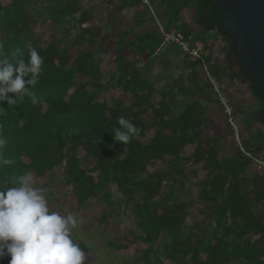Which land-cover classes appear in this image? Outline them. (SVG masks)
Listing matches in <instances>:
<instances>
[{
    "label": "trees",
    "instance_id": "16d2710c",
    "mask_svg": "<svg viewBox=\"0 0 264 264\" xmlns=\"http://www.w3.org/2000/svg\"><path fill=\"white\" fill-rule=\"evenodd\" d=\"M41 1L44 20L57 32L48 41L32 29ZM84 1L0 0L3 55L13 64L21 58L27 61L32 46L44 58L37 82L31 86L38 102L33 104L27 96L17 105L0 102L5 111L0 115V134L6 140L0 153L13 161L0 166V181L14 186L15 178L26 172L38 179L61 170L78 208L97 197L106 204L101 223L116 212L133 224L131 243L107 244L125 251L135 242L143 243L140 260L145 264H264V169L258 170L237 147L229 150L230 128L220 137L205 133L214 114L211 109L220 107L199 62L183 60L179 76L169 78V84L166 74H152L153 62L142 74L125 53L154 59L158 35H137L140 20L126 30L115 19L107 26L93 27L91 8H85ZM127 4L143 6V13L136 9V17L148 9L138 0ZM189 4L195 11L193 27L202 34L220 36L227 43L228 55L239 65L233 39L218 30L212 0H166L162 27L188 34L176 20ZM109 40H113L115 69L102 84L101 66L109 55ZM174 54L177 59L180 52ZM209 68L220 80L219 71ZM239 70V75L229 72L228 76L247 88L254 105L233 107L234 117L245 151L259 159L264 153V132L256 125H264V95ZM148 75L155 80L150 81ZM30 78L29 74L25 80ZM162 81L166 83L157 91ZM109 88L120 89L128 102L100 100ZM121 116L141 129L126 145L112 138ZM81 158L91 160L92 166H81ZM111 189L123 199L112 200ZM9 261L5 256L0 264Z\"/></svg>",
    "mask_w": 264,
    "mask_h": 264
},
{
    "label": "clouds",
    "instance_id": "9594fccd",
    "mask_svg": "<svg viewBox=\"0 0 264 264\" xmlns=\"http://www.w3.org/2000/svg\"><path fill=\"white\" fill-rule=\"evenodd\" d=\"M0 45V102L17 105L27 96L33 104L38 98L31 86L35 85L42 70L44 58L36 48L29 46L28 59L15 64L3 55ZM30 74V79L25 77ZM15 94V99L7 94ZM0 107V115L4 114ZM113 140L126 145L141 129L130 120L119 117ZM6 140L0 134V149ZM13 161L0 153V166ZM0 181V259L10 257L9 264H84L86 256L74 240L73 229L78 220L69 213L61 215L51 209L45 193L47 189L36 185L31 172L15 178L14 186Z\"/></svg>",
    "mask_w": 264,
    "mask_h": 264
},
{
    "label": "rangeland",
    "instance_id": "374dc122",
    "mask_svg": "<svg viewBox=\"0 0 264 264\" xmlns=\"http://www.w3.org/2000/svg\"><path fill=\"white\" fill-rule=\"evenodd\" d=\"M43 4L44 1H41V3L36 6L38 7L39 14L36 15V19L32 21V29L36 34L42 35V38L48 41L49 36H56L57 32L51 31L52 29L49 22L44 20L46 13L42 11L44 8ZM99 9V13H102L103 7H101V5ZM91 17V24L93 27L96 25H103V17L98 14L95 16L92 15ZM130 22L131 14L129 12V14H124L121 17L120 25L118 26L121 29L126 30L129 29ZM107 48L109 55L104 58V62L101 66V68L104 70V73L100 77L102 84H105L106 80L109 78V74H112L115 69V66L111 60V56L113 55V40H109ZM125 55L128 59H130V61H134L136 63V57H133V51H129L125 53ZM139 58L142 60L143 56H139ZM185 59L187 58L180 53L179 56H177L176 62L170 65L171 68L165 75V80L166 82L168 81V84L169 78L175 79L179 76L180 63ZM235 64L236 63L234 62V65ZM174 65H176L175 68L173 67ZM145 66L146 64H144L142 69L136 66V69L139 72H142V74H145ZM236 74L239 75L240 70H238ZM146 77L150 81L155 80L150 75ZM166 82L162 81L161 83H158L155 89L157 91L163 89ZM220 82L222 91L226 93L232 107H234L235 110L253 107L254 102L249 97L247 88L245 86L240 85L239 83L228 84V82L224 80H220ZM112 98L122 100L124 103H127L129 99L128 95L124 94L120 89L109 88L107 91H103L101 93L100 100L108 101ZM155 98L158 99L157 96H155ZM211 110L214 114H212L210 119V127L208 130H205V133L207 135H213L217 137L226 135L229 126L226 123L222 111L217 107H213ZM235 115L238 118L236 113ZM235 124L239 129L238 121L235 120ZM256 127L259 128L260 131L264 132V125H256ZM245 137L246 136L243 133L242 138ZM227 141L229 150H233L238 146L237 143L230 138H228ZM191 150L192 148H189L188 152H191ZM79 155H82V153L79 152ZM259 160L264 161V153L259 156ZM81 166L89 169L92 166V161H85L81 158ZM257 167L258 170H263V168H260L259 165H257ZM62 177L63 175L61 170L55 169L51 174H46L43 178H33L37 186L47 189L45 195L48 198L49 205L52 210L58 211L61 215H67L71 213L76 216L78 224L77 227L72 231L74 240L79 243L80 247L85 252L86 259L84 264H145V262L140 260L142 251L145 248L143 243L135 242L134 244L128 246L125 251L112 249L107 244L112 243L115 245L119 244L125 246L127 243H131L133 238L130 236V231L134 229L133 224L123 220V218L118 217L115 214L116 212H114L113 216L108 217L104 223H101V217L105 214L106 204L102 201V199L97 197L89 199L82 208H78L76 200L72 196L69 188L63 183ZM110 192L112 200L121 201L123 199V196L115 192L113 189H111ZM163 264H167V262H164Z\"/></svg>",
    "mask_w": 264,
    "mask_h": 264
},
{
    "label": "crops",
    "instance_id": "0c3cea01",
    "mask_svg": "<svg viewBox=\"0 0 264 264\" xmlns=\"http://www.w3.org/2000/svg\"><path fill=\"white\" fill-rule=\"evenodd\" d=\"M149 1L151 3L150 7L154 13L156 20L160 23V25L163 26V24L166 23L162 21L163 19L162 15L166 11V0H149ZM128 2L129 0H85L82 4L85 8H91L90 24L92 20L91 16L92 15L95 16L96 14H98L101 17H103L104 20H102V22L104 26H107L108 22H110L113 19H115L116 22L115 24L118 26L120 25L121 17L124 14H129L130 12L131 14L130 25L132 24L136 25L138 22L137 20L142 21L136 27L135 33L137 35L139 36L147 35L148 33L156 35L157 25L150 11L147 9V12H145L143 15L139 14V16L136 17L135 14L136 9L137 11H140V13H143L144 11L143 6L138 5L136 7L135 6L129 7L127 4ZM100 5L101 7H103L102 13L101 12L99 13ZM118 7L119 9H121V11H119ZM194 14H195L194 6L192 4L187 5L178 14L176 25L185 27L190 32H193L196 35V38L199 39L204 44L206 58L209 59L207 61L208 65L209 67L213 68V70L219 71L220 80L222 81L224 80L228 82V84H236V82L234 83L230 79L228 73L232 72L236 74L239 69L237 63L235 62V59L228 55L229 50L227 43L220 36L216 35L215 32L214 33L208 32L207 34H202L199 32L198 29L194 28L192 23ZM176 51L178 50L170 48L168 49L167 53L164 56L157 57L152 60H149L147 54H143L142 62L147 66L149 63L153 62L152 74L154 75L167 74L166 69H168L169 66L173 63V61L176 60L174 59L175 56L174 53ZM234 62L236 63L235 65Z\"/></svg>",
    "mask_w": 264,
    "mask_h": 264
},
{
    "label": "water",
    "instance_id": "95a60500",
    "mask_svg": "<svg viewBox=\"0 0 264 264\" xmlns=\"http://www.w3.org/2000/svg\"><path fill=\"white\" fill-rule=\"evenodd\" d=\"M219 31L234 41L240 67L264 95V0H212Z\"/></svg>",
    "mask_w": 264,
    "mask_h": 264
},
{
    "label": "built area",
    "instance_id": "2783aa9c",
    "mask_svg": "<svg viewBox=\"0 0 264 264\" xmlns=\"http://www.w3.org/2000/svg\"><path fill=\"white\" fill-rule=\"evenodd\" d=\"M140 2L148 8L157 25L156 34L159 37V44L152 53L151 58L160 57L161 55L165 54L169 48L175 47L187 59L198 61L203 74V79L210 85L214 99L217 101L225 117L226 123L230 128L232 140L237 143V148L246 157L252 159L257 165H259L260 168L264 169V161L252 157L250 153L245 151L242 145L240 131L235 124L233 107L228 99V96L221 89V82L211 74L208 62L206 60L204 44L196 38V35L193 32L184 34L178 29L166 31L156 20L150 7V1L140 0ZM136 66H138L140 69H142L144 66L142 60L139 57H136Z\"/></svg>",
    "mask_w": 264,
    "mask_h": 264
}]
</instances>
